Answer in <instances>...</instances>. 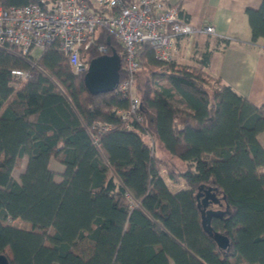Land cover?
Listing matches in <instances>:
<instances>
[{
	"label": "trees",
	"instance_id": "obj_1",
	"mask_svg": "<svg viewBox=\"0 0 264 264\" xmlns=\"http://www.w3.org/2000/svg\"><path fill=\"white\" fill-rule=\"evenodd\" d=\"M246 15L252 39L264 38V0ZM93 40L83 61L116 52L122 82L124 46L104 26ZM138 51L141 120L130 123L122 119L130 100L118 89L89 92L86 72L57 44L30 59L0 47V254L11 264H264V105L210 76L208 49L193 65L161 61L146 42ZM164 169L183 188L173 191ZM202 185L219 189L221 203L209 208L229 206L211 220L230 235L229 253L203 228Z\"/></svg>",
	"mask_w": 264,
	"mask_h": 264
},
{
	"label": "built area",
	"instance_id": "obj_2",
	"mask_svg": "<svg viewBox=\"0 0 264 264\" xmlns=\"http://www.w3.org/2000/svg\"><path fill=\"white\" fill-rule=\"evenodd\" d=\"M103 8L115 9L107 13ZM97 26L109 28L124 46L127 75L117 89L130 100V110L122 113V119L130 123L141 120V103L134 92L140 66L138 45L149 43L157 59L173 62L181 38L197 33L218 35L211 25L199 28L185 21L171 0H55L46 7L31 3L7 8L0 4V47H16L30 59L37 50L57 44L76 73L88 68L81 50L91 47ZM12 73L20 78L30 77L21 70Z\"/></svg>",
	"mask_w": 264,
	"mask_h": 264
},
{
	"label": "crops",
	"instance_id": "obj_3",
	"mask_svg": "<svg viewBox=\"0 0 264 264\" xmlns=\"http://www.w3.org/2000/svg\"><path fill=\"white\" fill-rule=\"evenodd\" d=\"M263 0H171L186 21L199 28L211 25L218 35L197 33L178 43V64H196L201 51H212L206 72L222 80L257 106L264 105V38L252 39L247 8H259ZM228 43H226V41ZM264 146V132L259 135ZM58 171L63 166H57ZM57 181L61 180L58 175Z\"/></svg>",
	"mask_w": 264,
	"mask_h": 264
},
{
	"label": "water",
	"instance_id": "obj_4",
	"mask_svg": "<svg viewBox=\"0 0 264 264\" xmlns=\"http://www.w3.org/2000/svg\"><path fill=\"white\" fill-rule=\"evenodd\" d=\"M121 67L122 61L116 52L92 59L84 77V82L89 92L97 95L115 91L120 83ZM218 192L219 189L217 187L209 186L205 188L202 185L199 188L196 199L201 209L202 225L205 232L213 237L221 251L229 253L232 247L230 235L227 232L214 231L211 226L213 217L222 218L224 215L230 213L229 206L225 210L209 208L211 204L221 203ZM223 198L225 199V197ZM0 264H11L5 254H0Z\"/></svg>",
	"mask_w": 264,
	"mask_h": 264
},
{
	"label": "rangeland",
	"instance_id": "obj_5",
	"mask_svg": "<svg viewBox=\"0 0 264 264\" xmlns=\"http://www.w3.org/2000/svg\"><path fill=\"white\" fill-rule=\"evenodd\" d=\"M41 54V51L40 50H37V52L35 53V56L38 57L39 55ZM159 148V147H158ZM160 149V148H159ZM164 156V155H162ZM26 165H27V158L25 157L22 161V164L20 166L19 169H16L14 170L13 174H14V177L20 181V175L22 174V172L25 170L26 168ZM56 165V164H55ZM167 169H164L163 170V176L166 178V181L167 183L170 185V187L172 188L173 191H177L181 188H183V183L181 181L177 182V181H172L170 178H168V175H167ZM213 209L215 210H218L219 207L218 206H215L213 207ZM225 210V209H224ZM14 225L19 227V228H26L28 229V225H26L23 221H16L14 222Z\"/></svg>",
	"mask_w": 264,
	"mask_h": 264
},
{
	"label": "clouds",
	"instance_id": "obj_6",
	"mask_svg": "<svg viewBox=\"0 0 264 264\" xmlns=\"http://www.w3.org/2000/svg\"><path fill=\"white\" fill-rule=\"evenodd\" d=\"M88 66H89V65H88ZM86 71H87V70H86ZM86 71H85V72H86ZM116 90H117V89H116Z\"/></svg>",
	"mask_w": 264,
	"mask_h": 264
}]
</instances>
